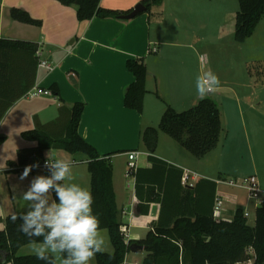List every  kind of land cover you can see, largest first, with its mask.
Masks as SVG:
<instances>
[{
  "label": "crops",
  "instance_id": "1",
  "mask_svg": "<svg viewBox=\"0 0 264 264\" xmlns=\"http://www.w3.org/2000/svg\"><path fill=\"white\" fill-rule=\"evenodd\" d=\"M166 1H175L176 6L182 7L178 12L173 10L163 17L162 13L157 23L160 31H169L172 34V41L162 34H153L151 13L142 12L131 19L94 17L79 21L76 6H66L57 0H0V38L37 43L43 57L54 66L51 71L39 70L36 57L29 56L27 52H16L12 69L4 72L6 78L0 79V111L3 110L0 119V166L3 168H0V173L5 172L0 174V185L7 181L14 194L11 198L5 195L0 197V207L4 212L0 214V222L15 210L27 212L28 202L20 198V193L27 190L33 177L49 174L48 170L43 174L31 171L29 176L21 181L19 177L22 173L18 172V176L8 174L12 171L11 167L4 170L7 164L12 165V162L18 161L19 151L27 152L38 145L37 141L23 138L22 132L38 128L52 137H63L71 108L78 102L85 104L78 127L79 134L97 149L101 157H107L112 164L116 202L123 226L128 230V240L144 238L161 217L163 222H167L172 213L184 209L191 210L197 204L191 201V197L203 201L204 209L214 207L212 185L206 181H202L195 193L189 194L190 199L187 200L188 193L180 188L176 179L171 180L174 175L172 174L169 183H175V187L178 185L179 188L174 187L177 191L166 196L161 193L160 198L157 187L158 199L149 202L147 187L151 183L142 182L140 190L137 191L136 176L127 175L129 150H141V155L145 156L143 159L139 156L138 161L142 159L138 162L139 168H152L153 162L149 156H154L181 170L190 169L188 163H197L199 166L203 163L202 159H206L209 154L192 160L183 150L176 147V159L165 157L158 150L162 137L160 132L155 152L146 150L141 142L143 129L148 126L158 127L168 106L176 110L182 105L190 108L201 100L197 94L193 75L195 72L188 63V60L192 59L188 55L195 53L194 42H197L195 32L190 27L198 22L199 27L204 29L213 22L218 13L226 10L225 0ZM139 2L141 0H101V5L125 12L133 9ZM13 7L26 9L32 17L42 21L41 26L14 20L11 17ZM164 45L176 47L168 51L172 58H167ZM152 47H156L157 51H151ZM129 58H144L149 71L146 85L148 92L142 112L130 109L124 104L125 87L134 80L133 74L126 66ZM53 84L58 87V94L34 98L26 96L29 90L38 87L52 91ZM11 89L16 93L25 89L27 91L5 109V102L12 96ZM13 140L14 143L11 142ZM10 148H14L13 152ZM49 151L50 149L45 152L44 159H47L46 154ZM53 153L58 156L62 153L64 160H80L73 168L72 182L91 191L87 156L81 153L72 155L62 149L51 148L49 155ZM81 164L86 166H79ZM203 172L198 173L193 187L200 179L217 182L215 197L222 196L223 219L231 220L238 208L246 211L239 202L244 200L248 204L253 199L222 183V180L228 179L221 175L222 171H217V177L208 170ZM151 175V171L140 172L143 179H148ZM261 187L264 189L262 184ZM145 204L146 208L143 207ZM198 206L203 208L202 203ZM256 207L257 205L255 209ZM102 234L106 242L105 251L112 252L113 246L108 231L102 229ZM137 253L141 255L137 256ZM147 254L148 251L144 249L140 252L130 250L126 259L129 264H142ZM90 264H96L95 258ZM236 264H254V260Z\"/></svg>",
  "mask_w": 264,
  "mask_h": 264
},
{
  "label": "trees",
  "instance_id": "2",
  "mask_svg": "<svg viewBox=\"0 0 264 264\" xmlns=\"http://www.w3.org/2000/svg\"><path fill=\"white\" fill-rule=\"evenodd\" d=\"M57 1L66 6H76L79 21L90 20L94 17L117 18L120 14H126L132 10L124 12L105 8L101 5V0ZM163 1L141 0V3L146 6L143 13H151L152 8L160 6ZM238 1L239 10L236 13L234 37L236 41L244 42L252 36L257 24L264 17V0ZM11 17L23 23L37 26L42 24L41 20L32 17L26 9L21 7H13ZM38 49L39 45L35 42L0 38V79L6 78L4 72L12 69L16 52H27L29 56L37 58L38 64L39 59L36 55ZM126 66L133 74L134 80L125 87L124 104L130 109L142 112L145 95L148 92L147 65L144 58H129ZM12 89V96L5 102V109L27 91L25 89L21 93H16ZM51 89L53 93H59L56 85L53 84ZM84 107L85 104L82 102L72 106L63 137H52L38 128L23 131V138L37 141L38 145L27 152L19 151L18 161L20 165L44 161L45 152L51 148L62 149L72 155L81 153L87 156V168L91 175V193L94 198L93 213L99 216L100 227L108 231L113 246L112 252L105 251L103 254H96V264H123L132 246H142L148 251L142 264H236L250 259L254 260V264H264V200L256 207L255 223L250 225L241 208L236 210L231 220L215 219L213 206L204 209L203 201L200 202V199L191 197V201L197 203L191 210L184 209L172 213L167 222H163L161 217L144 238L126 242L121 232L123 222L113 187L112 164L107 157H101L97 149L88 143L78 131ZM2 111H0V119ZM222 116L221 107L212 98L201 99L194 106L182 111L168 106L158 127L148 126L143 129L142 145L146 150L155 152L159 131H163L180 143L191 155L202 158L216 149L219 144L224 131ZM149 159L153 162V167H138L134 174L138 184L137 191L140 190L142 182L151 183L147 187L150 194L147 201L158 199L159 193L161 198V193L166 196L176 192L175 188L179 186L188 193L186 199L189 200V194H193L202 181L212 185L214 199L216 198V181L200 179L194 187H185L181 184V169L154 156H149ZM141 171H151L152 175L148 179H143L140 177ZM170 176L171 180H177L179 186L175 187V183H169ZM157 187L159 193L156 192ZM200 203L203 205L202 209L198 206ZM143 207L146 208L147 204ZM24 212L15 210L2 219L4 228L0 229V263L46 264L45 261L38 260L34 254H18L23 246L30 244V238L19 231L18 226L22 221L18 219L13 223L11 215ZM35 239L38 242L42 240V238Z\"/></svg>",
  "mask_w": 264,
  "mask_h": 264
},
{
  "label": "rangeland",
  "instance_id": "3",
  "mask_svg": "<svg viewBox=\"0 0 264 264\" xmlns=\"http://www.w3.org/2000/svg\"><path fill=\"white\" fill-rule=\"evenodd\" d=\"M164 2L165 0L160 6L153 7L151 10L152 32L153 34H162L166 36V39L172 41V34L169 31H160L157 28V23L162 13L164 14L162 15L163 17L168 12H173V10L178 12V9L182 7L176 6L175 1ZM225 6L227 11L223 9L218 13L213 18V22H208L209 24L206 28L201 29L198 22H195L193 27H190L195 32L197 42H194L196 46L195 53L191 52L188 55V57H192L191 60H188V63H190L192 71L195 72L193 74L195 75V84L200 73L202 76L206 72L211 71L218 76L219 87L206 98L216 100L221 107L224 131L221 134L217 149L209 153L206 159H202L203 163L201 165L198 166L197 163H188V165L195 172L204 173V170H208L214 173L215 177L218 176L217 171L220 170L222 171L221 175L228 179L256 174L261 182L260 184L264 186V17L257 24L251 37L244 42H238L235 40L234 31L239 1L225 0ZM181 15L183 16V12H181ZM162 28H164L163 23ZM163 48L167 51V58H172V54H169L168 51H172V48L176 49V47L164 45ZM185 109L188 108L183 105L177 107L178 111ZM159 132L162 136L158 148L160 154L165 157H172L171 159L174 160L176 159L175 152H177L175 150L178 147L190 156L192 160H198L197 157L191 155L168 134L163 131ZM11 142L14 143L15 140ZM170 143L174 144V146ZM13 150L14 148H10V151L13 152ZM61 156L62 153L59 156L55 155V153L50 154L53 159H62L63 157ZM140 156L142 159L145 157L143 155ZM142 159H139V161ZM42 161L39 163L42 164ZM14 162H12V165L4 163L6 165L4 170L20 166L18 161L15 162L16 164ZM79 166L85 167L86 165L81 164ZM0 168L3 167L0 166ZM46 170L44 166H40L34 171L43 174L46 173ZM9 173L17 176L19 174L18 171L14 170L9 171ZM0 174H5V172ZM9 188L8 182L3 181L0 185V197L2 196L3 198V195H5L11 198L14 194L13 190L11 191ZM235 189L244 195L247 194L244 189ZM221 190H223V185H221ZM260 196L264 197V193ZM239 204L245 210L250 211L251 215L248 217V222L250 225H254L256 200L253 199L248 204L241 200ZM1 213L4 212L0 207ZM3 228L4 223L0 222V229ZM18 254H33L32 244L23 246L18 251ZM140 255L141 253H137V256ZM57 264H60L59 260H57Z\"/></svg>",
  "mask_w": 264,
  "mask_h": 264
},
{
  "label": "clouds",
  "instance_id": "4",
  "mask_svg": "<svg viewBox=\"0 0 264 264\" xmlns=\"http://www.w3.org/2000/svg\"><path fill=\"white\" fill-rule=\"evenodd\" d=\"M219 85L218 76L206 72L197 77V94L204 99ZM50 151L44 162L49 174L32 178L27 190L20 193L28 202V211L12 214L11 221H22L19 231L30 238L38 260L46 264H57V260L60 264H90L96 254L105 252L106 243L99 216L93 213L94 198L89 189L72 182L77 162L53 159ZM39 167V162L26 166L19 180Z\"/></svg>",
  "mask_w": 264,
  "mask_h": 264
},
{
  "label": "built area",
  "instance_id": "5",
  "mask_svg": "<svg viewBox=\"0 0 264 264\" xmlns=\"http://www.w3.org/2000/svg\"><path fill=\"white\" fill-rule=\"evenodd\" d=\"M151 51L156 52L157 48L152 47ZM36 55L39 59L38 61V69H45L47 71L53 70L54 66L53 64L47 59L43 57V52L40 50V48L37 50ZM53 92L50 89L46 88H40L37 89H31L26 93V96L29 98L39 97V96H51ZM142 154L140 150H129L127 152L128 155V162H127V175L134 176L137 168H138V158ZM46 160V159H45ZM44 161H42V164L39 163L40 166H44ZM79 163L77 160H72ZM76 163V164H77ZM35 164V163H32ZM32 164H26V165H20L19 167H11V170L18 171L19 173H22L24 168L28 165ZM36 168H33L32 171H34ZM199 174L191 169L183 168L182 169V177H181V184L183 186H193L194 181L196 178H198ZM222 183L226 184L229 187L233 188H240L246 190L248 197L255 199L257 202V206L260 205L264 197H261L260 195L264 193V189L261 187L260 181L256 174H252L249 176H245L242 178H231L227 180H222ZM244 215L248 218L250 216V212L248 210L244 211ZM213 217L215 219H221L223 218V199L222 196H216L215 198V205L213 210ZM121 232L125 237L126 242H128V230L126 226L122 225ZM123 264H129L126 257L123 261ZM137 264V263H135Z\"/></svg>",
  "mask_w": 264,
  "mask_h": 264
},
{
  "label": "water",
  "instance_id": "6",
  "mask_svg": "<svg viewBox=\"0 0 264 264\" xmlns=\"http://www.w3.org/2000/svg\"><path fill=\"white\" fill-rule=\"evenodd\" d=\"M145 10H146V6L143 3L139 2L138 4L135 5V7L129 13L120 14L118 18L131 19V18L136 17L138 14L144 12ZM131 250L133 252H140L141 250H143V247L142 246H139V247L132 246Z\"/></svg>",
  "mask_w": 264,
  "mask_h": 264
}]
</instances>
